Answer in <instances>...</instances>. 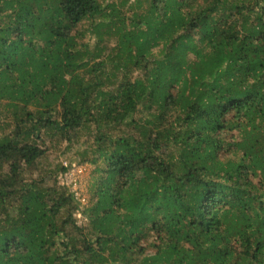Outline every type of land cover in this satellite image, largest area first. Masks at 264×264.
<instances>
[{"label":"trees","instance_id":"obj_1","mask_svg":"<svg viewBox=\"0 0 264 264\" xmlns=\"http://www.w3.org/2000/svg\"><path fill=\"white\" fill-rule=\"evenodd\" d=\"M0 264H264V0H0Z\"/></svg>","mask_w":264,"mask_h":264},{"label":"built area","instance_id":"obj_2","mask_svg":"<svg viewBox=\"0 0 264 264\" xmlns=\"http://www.w3.org/2000/svg\"><path fill=\"white\" fill-rule=\"evenodd\" d=\"M64 169L57 176L58 186L65 188L74 197L77 208L74 212V218L78 225L83 224L86 220L82 211L87 204V195L83 185L84 176L87 174L85 165L71 162H63Z\"/></svg>","mask_w":264,"mask_h":264},{"label":"rangeland","instance_id":"obj_3","mask_svg":"<svg viewBox=\"0 0 264 264\" xmlns=\"http://www.w3.org/2000/svg\"><path fill=\"white\" fill-rule=\"evenodd\" d=\"M102 2L103 0H99ZM122 1H127V5L131 4L134 0H117V2L121 3ZM84 136L80 137V140H83ZM65 153V154H63ZM63 154V155H62ZM78 155V154H77ZM74 153V149L72 150H64V143L58 144L55 148L49 150L46 155L42 158L39 163V170L41 175L44 178L50 177V182H54V178L57 181V176L60 171H58L60 163L63 162L71 163L75 162L78 163V156ZM85 165L87 174L84 176L83 185L86 191V195L88 198L89 186L88 182L92 173V165L88 163H79ZM57 183V182H56ZM58 185V184H57Z\"/></svg>","mask_w":264,"mask_h":264}]
</instances>
